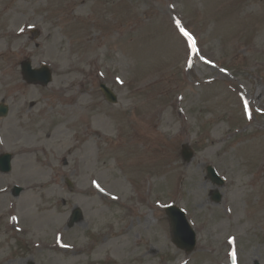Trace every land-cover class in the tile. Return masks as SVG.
I'll use <instances>...</instances> for the list:
<instances>
[{
	"label": "rangeland",
	"instance_id": "obj_1",
	"mask_svg": "<svg viewBox=\"0 0 264 264\" xmlns=\"http://www.w3.org/2000/svg\"><path fill=\"white\" fill-rule=\"evenodd\" d=\"M3 102L0 264H264V0H0Z\"/></svg>",
	"mask_w": 264,
	"mask_h": 264
},
{
	"label": "water",
	"instance_id": "obj_2",
	"mask_svg": "<svg viewBox=\"0 0 264 264\" xmlns=\"http://www.w3.org/2000/svg\"><path fill=\"white\" fill-rule=\"evenodd\" d=\"M23 71L28 80L32 82H41L47 85L52 80V71L49 67L43 66L41 68L32 69L30 62L23 63ZM102 90L105 94L107 100L112 103L118 101L117 95L105 84H102ZM9 112V107L6 105H0V116H6ZM193 156V150L189 146L185 145L183 147V157L189 160ZM12 155L5 153L0 156V171L3 173H8L12 169ZM209 177L213 182L217 184H223V180L217 175L216 170L212 167H208ZM21 188L17 187L15 194L20 192ZM213 199L216 202H220L221 195L218 192L214 193ZM167 214L171 221L172 232H173V242L181 249L186 250V252H191L194 250L197 244V233L193 226L190 224L186 212L176 205H170L166 208ZM83 214L81 209L77 208L74 210L70 225H74L76 222L81 221Z\"/></svg>",
	"mask_w": 264,
	"mask_h": 264
},
{
	"label": "bare ground",
	"instance_id": "obj_3",
	"mask_svg": "<svg viewBox=\"0 0 264 264\" xmlns=\"http://www.w3.org/2000/svg\"><path fill=\"white\" fill-rule=\"evenodd\" d=\"M113 91V90H112ZM114 92V91H113ZM115 93V92H114ZM246 98H247V100L249 101V98L246 96ZM33 148H34V146L33 145H28V146H26V151L27 152H32L33 151ZM89 149H91V147H88ZM35 149V148H34ZM90 162V161H89ZM117 187H118V191L119 192H123V191H125L126 190V185L125 184H123V183H121L120 181H118V183H116L115 184ZM2 194H3V196H5V191H3L2 192ZM198 197V196H197ZM197 197H195V198H197ZM115 243L114 242H109L107 245L109 246V245H114ZM104 247V245L102 246V248ZM123 246H117L116 247V253L117 252H121V251H123Z\"/></svg>",
	"mask_w": 264,
	"mask_h": 264
},
{
	"label": "snow or ice",
	"instance_id": "obj_4",
	"mask_svg": "<svg viewBox=\"0 0 264 264\" xmlns=\"http://www.w3.org/2000/svg\"><path fill=\"white\" fill-rule=\"evenodd\" d=\"M185 35H189L187 32H185Z\"/></svg>",
	"mask_w": 264,
	"mask_h": 264
}]
</instances>
